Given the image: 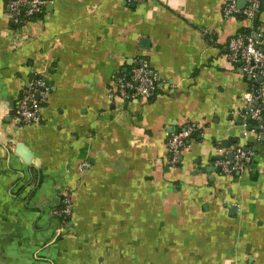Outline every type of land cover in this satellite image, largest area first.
I'll return each instance as SVG.
<instances>
[{
  "label": "crops",
  "instance_id": "0c3cea01",
  "mask_svg": "<svg viewBox=\"0 0 264 264\" xmlns=\"http://www.w3.org/2000/svg\"><path fill=\"white\" fill-rule=\"evenodd\" d=\"M230 1L52 0L17 28L0 0V264H264V82L258 125L251 79L227 54L244 31L264 47V0L253 20L225 19ZM137 61L162 89L110 99ZM38 74L40 123L18 126ZM192 122L202 135L170 166L168 136ZM238 147L249 169L221 175L215 162Z\"/></svg>",
  "mask_w": 264,
  "mask_h": 264
},
{
  "label": "built area",
  "instance_id": "2783aa9c",
  "mask_svg": "<svg viewBox=\"0 0 264 264\" xmlns=\"http://www.w3.org/2000/svg\"><path fill=\"white\" fill-rule=\"evenodd\" d=\"M125 1L132 4L141 2V0ZM246 2L245 8L240 10L236 1L231 0L223 9L224 18L240 17L253 20L260 12L263 0H246ZM50 3L52 0H5L6 15L12 23L21 27L36 18ZM227 52L229 60L239 62L243 73L251 79L250 90L244 95L243 101L249 109L247 115L254 123L260 125L263 113L259 105L262 93L258 83L264 82V47L259 44L258 37L253 33H240L229 41ZM160 89H162L160 77L150 70L146 63L137 61L128 72L120 71L115 74L113 88L108 90V97L124 103L135 99L148 100ZM49 95L50 87L44 78L39 74L34 76L18 99L13 115L14 122L21 127L40 123V109ZM202 131L200 124L192 122L168 136L166 146L170 166L175 167L179 164L182 152L188 149V141L196 135H202ZM230 154L231 160L228 159ZM251 158L252 153L249 150L238 147L232 151H223L221 158L215 162V167L221 175L240 174L249 169ZM90 167L91 164L88 162L81 165L83 171ZM72 209V196L66 193L59 201L56 214L67 220L71 217Z\"/></svg>",
  "mask_w": 264,
  "mask_h": 264
},
{
  "label": "water",
  "instance_id": "95a60500",
  "mask_svg": "<svg viewBox=\"0 0 264 264\" xmlns=\"http://www.w3.org/2000/svg\"><path fill=\"white\" fill-rule=\"evenodd\" d=\"M242 5H241V3L240 4H238V7H239V9H242V7H241ZM262 81V80H261ZM249 111V109L248 108H246V112H248ZM247 120L248 121H250L251 120V118L248 116L247 117ZM239 123L241 124L242 123V121L241 120H239ZM250 128H251V126L249 125L248 127H247V130L249 129L250 130ZM263 140V139H262ZM223 148H226V145H223ZM218 159H220V157L218 158ZM228 159L229 160H231L232 159V155L230 154L229 156H228ZM237 175H238V173H237ZM233 211H234V209H233Z\"/></svg>",
  "mask_w": 264,
  "mask_h": 264
},
{
  "label": "trees",
  "instance_id": "16d2710c",
  "mask_svg": "<svg viewBox=\"0 0 264 264\" xmlns=\"http://www.w3.org/2000/svg\"><path fill=\"white\" fill-rule=\"evenodd\" d=\"M17 28H19L20 26H16ZM241 33H250L249 31H244V32H241ZM155 96V95H154ZM153 96V97H154ZM152 98V97H151Z\"/></svg>",
  "mask_w": 264,
  "mask_h": 264
}]
</instances>
